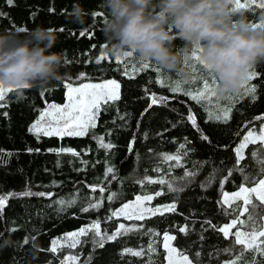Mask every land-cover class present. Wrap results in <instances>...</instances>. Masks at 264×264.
Masks as SVG:
<instances>
[{
  "label": "trees",
  "instance_id": "trees-1",
  "mask_svg": "<svg viewBox=\"0 0 264 264\" xmlns=\"http://www.w3.org/2000/svg\"><path fill=\"white\" fill-rule=\"evenodd\" d=\"M77 4L89 13L84 25L74 23L70 17L71 10ZM97 11H102L103 16H97ZM0 12L7 14L6 18H0V30H15L19 27L30 30L37 26L54 28L58 32V42L52 51H62L67 61H71L61 69L62 72L69 73L68 78L45 89L6 93L7 106L0 109L8 113L7 116H0V152L5 153L0 158L3 161L0 163V195L13 194L9 196L0 218V264H60L65 256L77 252L81 264H88L87 257L92 251L90 244H85L82 249H61L57 245V253L46 250L50 249L54 240L96 221L100 222L103 231L112 232L120 224L126 227L143 224L145 228L153 229L160 235L145 233L143 229H139L126 236L122 243L110 242L105 249L96 251L92 264H124L125 260L128 264H137L139 258L121 255L123 247L139 250L152 242H155L158 249L155 258L162 262L165 255L162 247L164 233L177 236V240L173 242L177 248H189L191 245L195 250L207 249L213 255L218 249L228 247L226 241L210 230H205L203 241H199L201 222L211 220L214 225L229 223L226 217L220 216L216 203L220 199V193L237 191L242 185L253 186L250 181L243 179V173L236 171H233L230 183L220 181L227 170H232L233 150L246 131L260 125V120L255 117L264 115V94L257 100L246 98L232 105L233 111L228 124L220 121L206 124L204 121L207 115L201 104L182 92L172 94L153 82L157 77L165 76L171 81H188L189 83L182 85L187 91H203V84L200 82L203 68L191 58L192 55L186 64L191 70V77L188 79L178 72L162 69L153 61H147L151 66L149 70L140 71V58L135 54L131 58L121 57L123 63L113 56H108L99 64L94 63L104 53L102 49L108 43L103 31L108 18L104 0H15V6H9L6 0H0ZM234 15H244L249 23L252 22V17L245 10ZM81 32L85 35H81ZM181 44L182 41L177 39L176 45L180 47ZM156 67H160L159 73L154 71ZM193 67L197 69L196 72H193ZM121 68H127L129 75L125 76ZM255 69L264 74V63L258 64ZM129 76L135 78L130 79ZM194 77L195 83L192 82ZM109 78L117 79L120 85L121 99L117 102L119 111H102L98 126L92 131L104 138L106 143L111 142L114 149L101 148L99 141L92 138L91 133L84 137L41 135L38 138L29 131L40 110L51 103L65 102L66 83ZM252 83H259V77L249 81V84ZM152 93L168 97V101L154 106L144 115V109L150 103L147 97ZM217 104L220 107L229 106L225 100L217 101L215 97L211 105L205 102V106L212 111H217ZM237 108L239 111H236ZM190 113L195 114L197 123L209 135L210 143L198 138L199 133L187 121ZM122 116H126V119H120ZM144 133L147 138H143ZM133 136L136 137L135 153L129 150V141ZM185 137L195 149L184 159L185 167L193 169L198 163H206H203L199 175L183 186V191L166 192L150 202L151 207H154L178 198V213L182 215L165 214L144 221L116 216L109 219L112 212L136 195L152 194L157 188H164L163 185L147 183L146 178H168L163 171L156 172V168H168L171 162H162L161 156L181 152L179 145L184 143ZM251 147L250 145L249 148ZM61 148L72 149L79 155L50 151ZM27 149L33 151L28 152ZM9 152L12 153L11 156L6 155ZM110 166L115 169L113 174L107 172ZM183 171V168H176L173 179L181 176ZM246 171L249 176H253L255 165L249 164ZM212 174L215 175L212 185L207 190L202 189L199 185L205 183ZM93 187L96 188L95 191L92 190ZM100 188L105 190L100 191ZM26 190L51 193V196L15 195ZM112 193H117V198L108 200L107 197ZM61 199H75L76 203L64 207L56 203ZM89 202L100 203L101 207L87 213L81 212V207H87ZM256 211L259 212L260 209ZM189 221L195 228L190 240L177 232V228L187 225ZM5 241L8 242L7 245ZM196 243L202 244V248H196ZM213 258L220 261L228 259L226 254ZM245 258L251 262L253 256L245 253ZM255 259L257 264H264V259L258 256ZM204 264H210V261L205 260Z\"/></svg>",
  "mask_w": 264,
  "mask_h": 264
},
{
  "label": "snow or ice",
  "instance_id": "snow-or-ice-1",
  "mask_svg": "<svg viewBox=\"0 0 264 264\" xmlns=\"http://www.w3.org/2000/svg\"><path fill=\"white\" fill-rule=\"evenodd\" d=\"M9 6H15V0H6ZM51 10V9H50ZM242 10L247 11V13L252 17L251 27L254 29L264 28V0H233V13L238 15ZM97 16L102 17L103 12L97 11ZM7 14L0 12V18H6ZM20 31H25L26 28L19 27L16 28ZM60 31H65V29H60ZM72 35L71 32L68 33ZM81 35L85 33L81 32ZM95 33L92 32L94 37ZM92 47H95L93 45ZM106 47V45H105ZM200 51L202 49L196 48L193 50L192 59L203 68V74L200 76V82L203 84V91L193 92L185 90L182 85L189 83L188 81L176 80L171 81L165 76L157 77L153 82L159 84L161 88L169 90L172 94L183 93V95L190 97L191 100L201 104L204 107V111L207 115L204 123H209L213 121H220L224 124H228L231 120V113L233 111L232 105L238 104L239 101L245 100H257L259 96L264 94V74L258 72L255 68L251 71L248 77V82L246 87L241 92L236 91L234 94H230L227 97L221 96L218 93L219 79L216 74L208 68L202 61L200 56ZM134 54L129 53L125 58H131ZM108 58V55L102 53L94 63L99 64ZM116 60L120 63L121 57H116ZM189 58L185 59V64H188ZM71 63V61H67ZM150 64L140 58V71H146L150 69ZM122 73L128 76L127 68H121ZM155 72L159 73L161 71L160 67L154 69ZM197 69L193 67V72ZM84 76V73L80 74ZM182 75V73H180ZM205 76L207 78H205ZM259 77V83L249 84V81H253ZM130 79H134V76H129ZM209 79L211 83H209ZM193 83L196 82L195 77L193 78ZM70 91L68 93L69 103L64 106H58L56 104H51L47 108L40 110L39 118L33 122L29 128L30 132L39 136L43 135L45 137H64V136H78L84 137L91 133L92 138L99 141V146L105 150L114 149L115 146L111 142H105L104 138L97 136V134L92 131L98 126V121L100 113L102 111L107 112L109 109L113 111H119L117 107V102L120 101L121 97L119 95L118 89L120 85L116 80H109L106 83L99 84H83L82 87H72L70 84L65 85ZM14 89L4 88L0 86V109L6 108V93H14ZM72 93H76L73 97ZM217 101L225 100L229 103L227 107H220L217 104V111L210 110L209 107L205 106L212 104L213 98ZM150 99L148 107L144 109L143 114L147 115L154 106L166 104L168 97L157 94H149L147 97ZM47 103V101H45ZM239 111V108L236 109ZM7 111H0V116H7ZM120 119H126V116L120 117ZM256 120H264V116L255 117ZM187 121L190 122L192 127L197 133H199V139L202 142L210 143L209 135L205 134L203 128L197 123V119L194 113L187 115ZM176 125H173L175 127ZM247 127V125H245ZM143 138H147V134H142ZM239 135V133H237ZM135 143L136 137L133 136L129 141V150L135 153ZM191 141L185 137L184 143L179 145L181 152L177 154H163L161 156L162 162H171L168 168L161 169L159 166L156 168V172L163 171L168 178L155 179L152 177L146 178L147 183L163 185L164 188H157L152 194H146L143 196H137L135 198V203H124L118 212H112L109 219L115 216H125L127 219H135L137 221H144L151 219L155 216H164L165 214H181L178 213V198H173L167 204L156 205L154 207L142 206L141 201L150 203L156 197L165 195L166 192L178 193L183 191V186L189 184L194 177L199 175L202 169L203 163H198L193 169H188L185 167L184 159L189 153L194 152V148L190 146ZM252 146L249 148V146ZM28 152H32L33 149H27ZM36 151H39L38 149ZM58 152H67L78 156L72 149L61 148L59 150H50ZM151 152V149H149ZM5 153L0 152V158L3 157ZM6 155L11 156L12 153H6ZM0 159V163H2ZM233 168L232 170H227L225 175L221 178V183H230L233 171L243 173V179L250 181L253 186L246 187L240 186L239 190L235 193H220V199L216 202L220 210V216L226 217L229 220L227 224H213L211 220L201 222V232L198 235V240L203 241V232L205 230H210L213 234H216L220 239L228 243V247L218 249L213 255L209 254L207 249L195 250L190 245L189 248H177L174 244L169 242H175L177 240L176 235L169 233L163 234V250L165 252L164 259L162 262L158 261L155 257L157 256V246L155 242L148 243L146 248L140 247L139 250H133L130 247H123L121 255L127 257L131 256L133 258H139L137 264H204L205 260H209L210 264H257L255 257H260L264 259V126L261 127L258 134L254 131H248L243 137L239 145L233 150ZM255 165V172L253 176L247 174V166ZM176 168H183V174L179 177L173 179V173ZM107 172L113 174L115 169L113 167H108ZM215 175H210L209 179L199 186L202 189L207 190L213 183ZM143 182V181H142ZM93 191L96 190L95 187L92 188ZM100 191H104V188H100ZM0 195V218L3 216L4 208L7 204L9 196ZM18 196H51V193L24 191L22 193L15 194ZM117 198V193H112L107 197L108 200H114ZM57 204L64 207L70 206L76 203L75 199L69 200H58ZM101 207L100 203L89 202L87 207H81L80 211L87 213L91 210H97ZM260 209V211H256ZM182 215V214H181ZM139 229H143L145 233H154L159 236L160 233H155V230L145 228L143 224L134 225L132 227H126L124 224H120L118 228L112 232L103 231L100 227V222H93L91 225L81 227L79 230L68 233L65 235L64 239L71 241L67 244H61L60 248L63 249L67 247L68 249H82L85 244H90L92 251L89 253L87 259L88 264H92V260L95 258V253L98 250H103L107 247L110 242L122 243V240L134 233L138 232ZM195 228L191 221L187 225L177 228V232L186 235L188 239H191L192 233ZM83 238V239H81ZM7 243V241H5ZM196 248H202V244L196 243ZM51 251L52 253H57V241H53L50 249L46 251ZM245 253H251L253 259L249 262L245 258ZM227 255L228 259L220 261L214 259V256ZM60 264H81L79 252L67 255L60 260ZM124 264H128L125 260Z\"/></svg>",
  "mask_w": 264,
  "mask_h": 264
},
{
  "label": "clouds",
  "instance_id": "clouds-1",
  "mask_svg": "<svg viewBox=\"0 0 264 264\" xmlns=\"http://www.w3.org/2000/svg\"><path fill=\"white\" fill-rule=\"evenodd\" d=\"M104 4L108 43L102 51L108 56L132 53L188 79L191 70L185 59L193 49H202L201 61L218 77L221 96L244 88L251 71L264 63V28H252L244 15L236 17L233 0H104ZM88 15L79 4L70 13L80 25ZM57 42L58 32L51 27L0 30V86L45 89L68 78L69 73L61 71L67 63L64 53L52 51Z\"/></svg>",
  "mask_w": 264,
  "mask_h": 264
},
{
  "label": "rangeland",
  "instance_id": "rangeland-1",
  "mask_svg": "<svg viewBox=\"0 0 264 264\" xmlns=\"http://www.w3.org/2000/svg\"><path fill=\"white\" fill-rule=\"evenodd\" d=\"M109 80H116L117 82H118V80L117 79H115V78H109V79H103V80H97V81H94V80H84V81H80V82H68L67 84H70L72 87H82V85L83 84H99V83H106L107 81H109ZM118 84H119V82H118ZM69 89L66 87V99H65V102L64 103H62V104H60V103H51V104H56V105H58V106H64V105H66V104H68L69 103V99H68V93H69ZM118 92H119V89H118ZM72 96L73 97H75L76 96V93H72ZM51 104H49V105H51ZM49 105H47L45 108H47ZM44 108V109H45ZM264 116V115H263ZM38 118H39V116H38ZM37 118V119H38ZM36 119V120H37ZM35 120V121H36ZM34 121V122H35ZM31 126V125H30ZM262 126H264V120H260V125H258V127H256V126H253V128H250V129H248L247 131H246V133H245V135L247 134V132L248 131H254L256 134H258L259 133V131H260V129H261V127ZM30 128V127H29ZM244 135V136H245ZM243 139V138H242ZM242 141V140H241ZM240 141V142H241ZM239 142V143H240ZM239 145V144H238ZM239 190V189H238ZM237 190V191H238ZM237 191H234V192H227V193H229V194H231V193H235V192H237ZM143 195H146V194H138V195H136L133 199H131V200H129V201H126L125 203H135V198L137 197V196H143ZM124 204V203H123ZM122 204V205H123ZM121 205V206H122ZM141 205L142 206H147V207H151V205H150V203H147L146 205H145V202H143V201H141ZM121 206H119L116 210H115V212H118L119 210H120V208H121ZM116 217H122V218H126L125 216H123V215H121V216H116ZM127 219V218H126ZM128 227H130V226H128ZM170 234V233H169ZM64 237L65 236H63L62 238H59V240H56L57 241V245H61V244H67V243H70L71 241H67V240H65L64 239ZM163 243H164V241H163ZM170 244H173V242H169Z\"/></svg>",
  "mask_w": 264,
  "mask_h": 264
}]
</instances>
